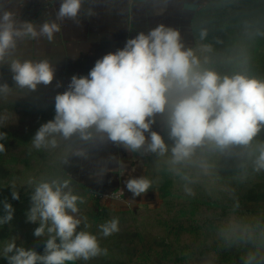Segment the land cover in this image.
I'll return each instance as SVG.
<instances>
[{"label": "clouds", "instance_id": "obj_1", "mask_svg": "<svg viewBox=\"0 0 264 264\" xmlns=\"http://www.w3.org/2000/svg\"><path fill=\"white\" fill-rule=\"evenodd\" d=\"M83 3L60 0L55 19L45 20L39 27L0 8V64L9 63L16 88L35 91L39 85H51L55 72L47 59L9 62L17 41L43 37L51 43L61 31L60 22L71 20L79 25L82 15H95L91 7L82 11ZM255 35L264 36V32ZM207 36L208 30L202 28L199 39L206 40ZM216 43L222 41L217 38ZM217 58L236 70L217 71L211 66ZM56 86L63 84L58 81ZM12 92L8 83L0 84V99H7ZM54 101L55 116L35 132L32 149L54 152L62 142L75 138L80 146L67 144L59 156L62 164L70 163L69 155L88 160L92 150L109 143L141 157L155 156L157 165L162 162L176 178L185 198H195L198 187L209 195L217 191L228 194L232 201L229 210L214 225L218 245L239 250L242 264H264V207L243 214L235 188L218 184L220 162L235 166L236 183L244 184L264 173V77L252 73L247 48L236 47L218 56L213 44L204 43L198 54L183 43L178 29L159 24L98 59L87 75L74 74ZM157 116L170 143L152 130ZM7 120L6 114H0V128ZM6 139L8 134L0 131V141ZM5 151V144L0 143V154ZM113 162L120 175L124 174V162L110 155L97 166L94 175L98 180ZM158 182V177L148 175L127 179L130 202L154 189ZM10 186L12 198L19 200L15 181ZM23 186L30 194L26 220L38 224L33 232L36 238L47 239L43 254L23 244L17 246V237L0 241V257L8 264H75L108 255L100 236L118 233L119 218L101 223L100 236L89 231L88 217L81 214L87 197L75 189L70 176H29ZM2 203L0 226L9 224L15 212L7 199ZM198 264H218V258L206 253Z\"/></svg>", "mask_w": 264, "mask_h": 264}, {"label": "rangeland", "instance_id": "obj_2", "mask_svg": "<svg viewBox=\"0 0 264 264\" xmlns=\"http://www.w3.org/2000/svg\"><path fill=\"white\" fill-rule=\"evenodd\" d=\"M202 28L208 30L206 40L199 39ZM194 49L204 43L213 44L217 55L227 54L236 47H245L251 55V70L256 76H264V0H211L199 14L196 25ZM219 38L222 43H216ZM221 73L235 71V66L222 63L219 58L211 65ZM24 117L10 113L14 125L0 128L8 134L4 143L6 151L0 154V215H3V201L7 199L15 209L9 224L0 226V241L17 237V246L34 248L43 254L47 237L33 235L38 224L27 222L26 211L30 207V194L24 181L29 176L49 178L55 175L67 176L59 156L70 142H62L54 152L36 151L31 140L38 128L55 116V110L40 108ZM11 122V121H9ZM17 122V123H16ZM167 142V133L162 135ZM264 136V133H262ZM218 184H231L240 200L243 214H252L264 207V173L253 176L244 184L236 183L233 176L235 166L219 164ZM146 175L159 182L150 189V200L128 205L124 200L109 196L102 199L90 194L78 183L75 189L87 197L81 206V214L88 217L92 233L100 236L98 226L113 217H118L120 231L109 237L100 236L101 246L108 249V255L75 264H198L206 253H214L218 264H242L240 251L221 248L214 236L215 223L227 214L231 205L228 194L215 192L209 195L198 187L195 198H185L178 182L171 176L157 158L149 155ZM15 181L20 199L14 200L10 183ZM83 227V226H81ZM0 264H8L0 257ZM73 264V262H68Z\"/></svg>", "mask_w": 264, "mask_h": 264}, {"label": "crops", "instance_id": "obj_3", "mask_svg": "<svg viewBox=\"0 0 264 264\" xmlns=\"http://www.w3.org/2000/svg\"><path fill=\"white\" fill-rule=\"evenodd\" d=\"M211 0H84L82 11L89 7L95 15H82L80 24L71 20L61 23V31L49 43L45 38L17 41V47L7 58L39 61L47 59L55 69L51 85H39L37 90H20L15 87L9 63L0 64V84L8 83L13 88L7 99H0V109L18 105L28 114L44 108L54 110V97L67 89L70 78L75 75H87L95 62L109 52L122 49L129 38L139 32L147 33L159 24L171 26L181 33L182 41L187 47H194L196 39L195 25L198 14ZM60 0H0V8L13 11L18 20L33 21L39 27L45 20L55 19ZM62 87H57V82ZM152 130L164 133V127L157 116ZM147 135V134H146ZM80 146L75 138L70 142ZM116 156L125 165L123 175L117 171L116 163H109L110 169L102 178L94 175L100 161L109 156ZM149 156V155H148ZM148 156L129 153L112 143L100 150H92L90 159L84 160L69 155V164H62L65 174L78 183L90 194L102 199L122 187L124 202L128 205L150 200L148 191L145 195L132 200V193L126 188L125 181L130 177L146 175ZM104 203V202H103Z\"/></svg>", "mask_w": 264, "mask_h": 264}, {"label": "trees", "instance_id": "obj_4", "mask_svg": "<svg viewBox=\"0 0 264 264\" xmlns=\"http://www.w3.org/2000/svg\"><path fill=\"white\" fill-rule=\"evenodd\" d=\"M207 5V4H206ZM204 10V9H203ZM202 10V11H203ZM201 13V12H200ZM199 13V14H200ZM199 14H198V16H199ZM198 18V17H197ZM259 77H264V76H259ZM12 111H14V112H16L17 113V115H20V116H22V117H24L23 116V114H25L24 112H23V110H22V108L20 107V106H18V105H14V106H10V107H4V108H1L0 109V114H6L7 116H8V120H7V122H6V125L4 126V127H6L7 125H14V122H15V118H14V121L13 120H11L12 118H10V113L12 112ZM26 115V114H25ZM27 116V115H26ZM9 121H11V122H9ZM17 123V122H16ZM7 128V127H6Z\"/></svg>", "mask_w": 264, "mask_h": 264}, {"label": "built area", "instance_id": "obj_5", "mask_svg": "<svg viewBox=\"0 0 264 264\" xmlns=\"http://www.w3.org/2000/svg\"><path fill=\"white\" fill-rule=\"evenodd\" d=\"M110 197L117 199V200H124V190L122 187H118L116 190L112 191L109 194Z\"/></svg>", "mask_w": 264, "mask_h": 264}]
</instances>
